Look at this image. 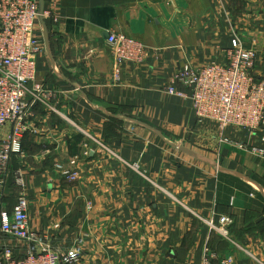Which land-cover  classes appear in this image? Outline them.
<instances>
[{"label":"crops","instance_id":"1","mask_svg":"<svg viewBox=\"0 0 264 264\" xmlns=\"http://www.w3.org/2000/svg\"><path fill=\"white\" fill-rule=\"evenodd\" d=\"M43 22L49 54L38 23L42 51L24 98L34 104L0 176V207L24 196L30 230L61 255L77 248L76 264H201L206 248L264 264V162L238 148L258 146L259 135L197 123L189 96L167 92L189 94L178 70L226 63L235 38L264 79V0H44ZM110 32L146 48L118 82ZM10 130L0 127V148ZM75 157L71 180L58 167ZM223 216L230 241L206 224ZM28 246L0 232V258L4 248L22 258Z\"/></svg>","mask_w":264,"mask_h":264},{"label":"built area","instance_id":"2","mask_svg":"<svg viewBox=\"0 0 264 264\" xmlns=\"http://www.w3.org/2000/svg\"><path fill=\"white\" fill-rule=\"evenodd\" d=\"M38 1L0 0V127L7 124L11 129L0 148V176L6 172L12 155L19 154L20 139L28 131L27 122L34 104H28L24 98L35 81L36 56L42 51L36 36ZM106 43L111 49L116 82L120 81L124 64H139L146 57L143 43L125 34L110 32ZM226 57L224 64L211 63L202 68L182 66L174 81L186 88L189 94L173 85L167 92L180 98L189 96L197 123L211 121L220 132L233 127L252 135L258 134V146L241 144L238 148L264 162V79L254 75L256 54L235 38ZM77 162L75 157L66 166L58 168L64 176L74 180ZM132 167L135 170L139 168L137 165ZM15 181L18 186L22 185L19 172ZM28 209V202L22 195L11 211L0 207V232L29 243L22 258H15L10 248H4L0 264H76L80 255L77 248L61 255L30 230ZM232 223L230 216L220 217L217 224L206 222L210 233L225 241L231 239L229 228ZM232 247L242 250L234 243ZM232 262L230 254L221 255L206 248L201 264Z\"/></svg>","mask_w":264,"mask_h":264},{"label":"water","instance_id":"3","mask_svg":"<svg viewBox=\"0 0 264 264\" xmlns=\"http://www.w3.org/2000/svg\"><path fill=\"white\" fill-rule=\"evenodd\" d=\"M43 1L44 0H39L38 1V23L40 24L42 28V36H43V42L45 49L47 53L49 54V36H48V30L43 22Z\"/></svg>","mask_w":264,"mask_h":264},{"label":"trees","instance_id":"4","mask_svg":"<svg viewBox=\"0 0 264 264\" xmlns=\"http://www.w3.org/2000/svg\"><path fill=\"white\" fill-rule=\"evenodd\" d=\"M74 140H73V143L72 144H70V146H69V144H68V149H69V154L70 155H74V154H76V144H79L80 142H81V138L79 137V136H76V137H74L73 138ZM221 239V238H220ZM216 252V251H215Z\"/></svg>","mask_w":264,"mask_h":264},{"label":"rangeland","instance_id":"5","mask_svg":"<svg viewBox=\"0 0 264 264\" xmlns=\"http://www.w3.org/2000/svg\"><path fill=\"white\" fill-rule=\"evenodd\" d=\"M140 41V40H139ZM144 45V44H143ZM182 87V86H181ZM86 154H87V152H85ZM83 156H87V155H84L83 154ZM78 158V157H77ZM79 165V159H78V162H77V165H76V167L74 168V171H75V169L77 168V166ZM223 240V239H222ZM225 241V240H224ZM207 249H209V248H207ZM210 251H213V250H211V249H209ZM224 255V254H223Z\"/></svg>","mask_w":264,"mask_h":264}]
</instances>
